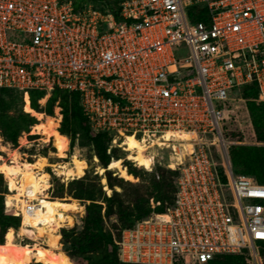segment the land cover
Masks as SVG:
<instances>
[{
	"label": "built area",
	"instance_id": "2783aa9c",
	"mask_svg": "<svg viewBox=\"0 0 264 264\" xmlns=\"http://www.w3.org/2000/svg\"><path fill=\"white\" fill-rule=\"evenodd\" d=\"M119 7L116 19L91 2L75 9L74 0H0V89L24 100L44 92L41 101L54 89L78 92L91 130L112 135L107 152L124 149L131 136L150 154V166L140 167L177 172L172 204L115 241L121 263L207 264L246 250L262 264L264 184L234 175L230 150L264 143L230 139L223 124L236 117L239 105L230 104L243 101L245 87L255 84V103L264 104V0H123ZM192 7L207 20L191 21ZM184 44L189 54L179 59ZM155 148L168 154L165 162L150 153ZM22 200L14 206L21 223L36 205L27 192Z\"/></svg>",
	"mask_w": 264,
	"mask_h": 264
},
{
	"label": "trees",
	"instance_id": "16d2710c",
	"mask_svg": "<svg viewBox=\"0 0 264 264\" xmlns=\"http://www.w3.org/2000/svg\"><path fill=\"white\" fill-rule=\"evenodd\" d=\"M122 1L74 0V7L78 9L82 4L91 2L96 9L111 13L116 19H119V4ZM204 12L202 9L192 7L188 10L189 19L191 21L202 19L206 21ZM17 94L20 96H16ZM44 95L45 93L40 91L29 92L28 99L31 110L51 116L57 104L61 115L58 133L70 140L71 148L74 147V141L78 136L81 145L84 144L92 149L97 162L105 169L106 190L111 191V195L106 196L100 185L98 186L93 180L85 177V170L79 179L68 184V195H71L73 199L89 203L85 205L80 231L76 232L73 229L65 232L63 230L64 244L69 242L68 249L85 264H124L119 261L118 246L115 241L120 240L123 230L132 227L152 211L162 212L172 204L176 191L177 172L162 166H155L152 172L139 171L128 164L126 169L118 171L120 177L113 176L107 167L112 159L116 161L121 159L120 148H110V151L107 152L112 135L107 132L91 130L81 107L80 94L54 89L42 107L40 101L44 99ZM241 95L242 102L230 104L231 106L237 104L239 107L236 110V117L232 116L224 122L225 135L230 139H246L264 143V104L255 103L257 96L255 84L243 88ZM22 96L23 94L17 90L0 89V137L5 144L11 146H16L18 138L23 133H28L30 128L37 124L34 117L23 112ZM233 148L239 149L241 152L235 170L239 174L252 176L258 183L264 184V147L239 146L232 147L231 150ZM124 163H126L125 160ZM220 173L221 180L225 183L227 177L223 169H220ZM131 175L136 180L143 175L146 179L144 183L148 184L142 186L138 181L130 183L128 180H133ZM116 187L121 191L117 192ZM126 188H130L132 191L125 192ZM4 194L5 189H0V245L4 243L6 232L18 230L21 221L15 212H6ZM151 199L154 203H159L154 209L150 206ZM113 217L115 222L109 224L107 221ZM256 251L264 264V244H260ZM207 264H254V262L248 251L245 250L239 255L219 256Z\"/></svg>",
	"mask_w": 264,
	"mask_h": 264
},
{
	"label": "rangeland",
	"instance_id": "374dc122",
	"mask_svg": "<svg viewBox=\"0 0 264 264\" xmlns=\"http://www.w3.org/2000/svg\"><path fill=\"white\" fill-rule=\"evenodd\" d=\"M175 54L176 57L179 59H183L187 57L189 53L186 48V45L184 44L183 46L179 47ZM16 96H20V94H17ZM22 100L24 102V106H22L23 112L29 113L32 117H34L37 120V124L34 125L36 127L32 129L30 128L28 133H23L18 138L16 146L5 144L3 142V139L0 137V165L2 164L15 165V166H22L28 164L34 165V172L36 173L37 177L43 175V179L48 185L47 190L44 191L43 193L44 196L42 195L45 199H48L49 201H56L65 204L76 203L80 208L83 209V212L80 214L79 213L63 214L62 220L64 221L67 217L69 227L65 226L64 223L63 224L64 226L58 229L56 233L58 236V240H57L58 246L56 248L51 247V237L49 235L38 236L35 229L23 225V222L21 226V221H20L19 229L16 231L15 230L11 231L13 234V242L14 244L19 246H27V247L41 246L46 249H52L54 252L64 255L69 260L70 264H85V262H83L77 255L75 254L73 255L71 250L68 249V246L70 244L69 242L67 244H64L63 230L65 232H69L73 229H75L76 232L80 231L82 225V219L85 213L84 211L85 205H87L89 202L76 200L73 199L71 195H68V184L73 180L79 179L82 175L83 170H85L84 171V173H86L85 177H88L91 180H93V182L98 186L100 185L105 195L110 196L111 191L106 190L107 186L104 177L105 169L102 168V166H100V164L97 162L92 149L84 144L81 145L78 136L74 141L73 148L70 147V140L66 137L68 141L67 149L64 152V157H59L55 146L56 134L54 132L57 131L61 122V117L59 118L58 116L60 115V110L56 108L57 104L51 116H47L46 114L41 112H36L40 116H35L32 113L25 111V107L28 105L24 101L23 96H22ZM46 100L47 98L44 101H40V105L42 107L45 105ZM31 132L34 133L32 134ZM261 145L257 147H264ZM122 146L124 147V149H119L120 150L119 154L121 156V159H118L117 161L112 159L111 163L107 167L108 170L110 169V171L113 173V176L120 177L118 171L126 169V166H128V164H130L133 168H136V170L146 171L143 167L140 166L149 167V165H147L146 163L143 162L142 159H140L138 153L135 154L130 153L123 144V142H122ZM149 150L150 153L157 154L159 156L158 157L159 159L161 156L163 157V161L164 162L166 161L165 158L168 157V154H166L165 152L163 151L160 152V150L156 148ZM240 153L241 152L239 149L233 148L232 150H230V160L234 175L239 174V172L236 171L235 168L237 167V163H238L237 159ZM149 155L150 154H148L147 156ZM213 155L216 158H218L215 149H213ZM124 160L126 163H124ZM39 166L41 169L39 171L35 170L36 167L38 168ZM56 168H64L65 174L63 176H57L55 172ZM27 169H31V168L27 167ZM24 176L25 173H22L16 179V184L18 186H20L22 182L25 184L27 183L26 177ZM145 180L146 179L144 178V176L141 175L137 180L133 177V180H128V181L130 183H135L138 181L142 186H145L144 184H148V183H144ZM3 188L5 189V194H4L5 210L6 212H14L15 202L18 201L14 198V196L19 199L20 198L22 199L23 196H25V190L23 189L20 192L11 191L9 177L0 170V189ZM115 189L117 192L121 191L118 187H116ZM131 191L132 190L130 188H126L125 190V192H131ZM229 192L231 191L229 190ZM29 200L33 201L34 203L37 202V200H33V199H29ZM102 205L104 204L102 203ZM107 222L109 224L112 222L114 223L115 218L113 217L111 218V220ZM109 228L110 230H112L111 227ZM260 244H264V243H257L256 244L257 249ZM65 249H67V251H65ZM36 263L37 262L35 260V256L32 255L28 260V264H36Z\"/></svg>",
	"mask_w": 264,
	"mask_h": 264
},
{
	"label": "bare ground",
	"instance_id": "6f19581e",
	"mask_svg": "<svg viewBox=\"0 0 264 264\" xmlns=\"http://www.w3.org/2000/svg\"><path fill=\"white\" fill-rule=\"evenodd\" d=\"M24 101L29 106L28 97H25ZM28 106L25 107V111L30 112L35 116H40L35 111L31 110L30 106ZM54 132L56 134L55 146L57 149L58 156L64 157V152L67 149L68 141L65 136H62L57 131ZM180 138L188 139L189 136L183 134L180 136ZM123 144L130 153H138L140 159H142L144 163L150 166L151 158L144 154L145 148L139 141L135 140L131 136H127L123 140ZM27 167L31 169H27ZM40 169L41 168L39 166L38 168L36 167L35 170L39 171ZM0 170L9 177L11 191L20 192L24 189L25 193L27 192L29 199L37 200L33 214H24L22 219L23 225L35 229L38 236L49 235L51 237V247L56 248L58 246V236L56 234L58 229L63 227L64 223L65 226L69 227L67 217L64 221L62 220L63 214H80L83 212V209L80 208L76 203L65 204L45 199L43 197V193L47 190L48 185L44 181L43 175H39L40 177H37L36 173L34 172V165L32 164L22 166L2 164L0 165ZM55 172L57 176H63L65 174V169L56 168ZM22 173H25L24 177H26L27 183L25 184L22 182L21 185L18 186L16 184V179ZM14 198L18 200L17 202L14 201V206L18 208L22 207L23 200L15 196ZM32 255L35 256V260L37 263L70 264L69 260L64 255L56 253L52 249H46L41 246L27 247L16 245L13 242L12 232H6L4 237V243L0 245V264H28V260Z\"/></svg>",
	"mask_w": 264,
	"mask_h": 264
},
{
	"label": "crops",
	"instance_id": "0c3cea01",
	"mask_svg": "<svg viewBox=\"0 0 264 264\" xmlns=\"http://www.w3.org/2000/svg\"><path fill=\"white\" fill-rule=\"evenodd\" d=\"M58 132V131H57Z\"/></svg>",
	"mask_w": 264,
	"mask_h": 264
}]
</instances>
